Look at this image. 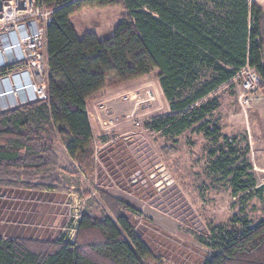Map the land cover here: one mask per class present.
Instances as JSON below:
<instances>
[{
    "label": "trees",
    "instance_id": "trees-1",
    "mask_svg": "<svg viewBox=\"0 0 264 264\" xmlns=\"http://www.w3.org/2000/svg\"><path fill=\"white\" fill-rule=\"evenodd\" d=\"M42 2L52 10L45 33L47 99L0 113V184L54 186L56 137L78 166L93 175L87 100L111 83L158 70L170 112L152 117L146 128L173 138L197 126L215 144L221 139L209 151V174L226 181L231 195L244 203L264 198V184L257 187L247 152L236 138L221 135L219 127L211 129L207 119L219 107L217 89L241 68L255 69L264 83V0H222L217 12L178 0ZM117 5L125 14L109 36H79L71 25L82 8ZM113 211L112 217L82 213L73 242L64 236L55 241L0 236V264H145L152 257L150 247L124 214ZM238 222V227L217 226L202 241L213 250L202 264H264V218Z\"/></svg>",
    "mask_w": 264,
    "mask_h": 264
},
{
    "label": "rangeland",
    "instance_id": "rangeland-1",
    "mask_svg": "<svg viewBox=\"0 0 264 264\" xmlns=\"http://www.w3.org/2000/svg\"><path fill=\"white\" fill-rule=\"evenodd\" d=\"M178 1L217 12L222 0ZM123 14L121 5L85 7L70 22L79 36L93 33L102 39ZM42 48L45 61L46 43ZM47 79L45 69L44 84ZM216 95L219 107L207 116L208 126L236 138L259 187L264 184V83L244 93L239 74ZM86 108L93 132V175L78 166L56 137L54 186L38 187L39 181L31 187L0 184V236L40 241L64 236L73 242L82 213L112 217L114 208L150 247L152 257L145 264H202L213 253L202 241L217 226L238 227L242 218L251 223L264 218V198L244 203L231 195L226 181L207 171L209 151L221 139L215 144L197 126L173 138L146 128L152 117L170 112L158 70L111 83L91 96ZM112 198L136 212L122 209Z\"/></svg>",
    "mask_w": 264,
    "mask_h": 264
},
{
    "label": "built area",
    "instance_id": "built-area-1",
    "mask_svg": "<svg viewBox=\"0 0 264 264\" xmlns=\"http://www.w3.org/2000/svg\"><path fill=\"white\" fill-rule=\"evenodd\" d=\"M51 16L42 0H0V113L47 98L42 80L47 54L45 62L42 47ZM239 74L244 93L261 81L249 66Z\"/></svg>",
    "mask_w": 264,
    "mask_h": 264
},
{
    "label": "crops",
    "instance_id": "crops-1",
    "mask_svg": "<svg viewBox=\"0 0 264 264\" xmlns=\"http://www.w3.org/2000/svg\"><path fill=\"white\" fill-rule=\"evenodd\" d=\"M64 151L66 152V149H65V147H64Z\"/></svg>",
    "mask_w": 264,
    "mask_h": 264
},
{
    "label": "bare ground",
    "instance_id": "bare-ground-1",
    "mask_svg": "<svg viewBox=\"0 0 264 264\" xmlns=\"http://www.w3.org/2000/svg\"><path fill=\"white\" fill-rule=\"evenodd\" d=\"M31 104V103H30Z\"/></svg>",
    "mask_w": 264,
    "mask_h": 264
}]
</instances>
